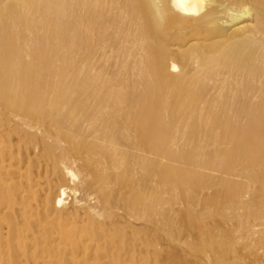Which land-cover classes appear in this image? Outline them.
Listing matches in <instances>:
<instances>
[{
    "label": "rangeland",
    "instance_id": "rangeland-1",
    "mask_svg": "<svg viewBox=\"0 0 264 264\" xmlns=\"http://www.w3.org/2000/svg\"><path fill=\"white\" fill-rule=\"evenodd\" d=\"M217 1L225 9L212 7L209 18L223 22L247 5L253 14L240 23L255 24L253 17H258L259 22L254 29L244 32L234 30L236 24L217 22L208 26L200 22L193 28L174 22L178 12L168 0H123L120 8L127 12L128 19L120 21L116 18L117 3L103 0L101 6H90L83 14L71 13L65 20L42 24L39 20L12 21L9 13L12 6L0 3L4 13L0 17V33L7 43L14 42L8 63L0 66L6 68L0 71L7 75L17 67L25 69L16 73L27 85L21 91L25 97L40 99L39 108L45 110L48 99L65 92L74 97L73 105L75 109L79 106L76 109L79 110L94 87L118 88L122 98L114 102L109 118L114 117L112 122L117 125L122 116L130 114L132 127H135L133 137L146 146L131 155L120 147V158H123L118 163L129 162L126 170L122 167L107 169L102 155L94 149H87L88 153L76 150L70 156L69 159L77 158V163L72 165L77 173L80 166L85 165L84 173H89L90 178H108V195L117 202L118 208L108 219L78 211L77 224L69 226L70 229L83 226L85 231L78 234L87 236L82 238L84 240L79 236L65 239L66 229L65 233L61 229L60 236L54 235L50 244L38 239L45 261L50 264H73L77 260L80 264H112L98 257L100 248L108 245L107 238L100 236L101 232L104 230L113 236L122 229L129 220L127 212L136 207V202L145 194L151 197L152 212L167 209L166 212H177L182 209L180 203L184 199L203 201L214 194V167L227 161L236 147L240 131L249 125L248 111L254 113L258 107H264V6L256 0ZM259 29L262 32H258ZM37 56L41 62L35 66ZM248 76L251 79H247ZM151 103L158 105L153 111L149 107ZM146 115L152 117L149 127L143 121ZM148 128L155 129L164 141L160 155L147 146L151 144ZM104 137L100 134L95 139L88 138L86 144L96 146L105 141ZM138 161H142L141 164ZM64 182L67 180L61 179L59 183ZM142 185H145L141 187L143 190L139 187ZM75 186L80 188L78 181ZM72 193L69 194L71 199H67L68 205L61 211L64 214L74 210L75 193ZM81 193L78 190L77 196ZM54 219L56 223L62 222L59 217Z\"/></svg>",
    "mask_w": 264,
    "mask_h": 264
},
{
    "label": "bare ground",
    "instance_id": "bare-ground-1",
    "mask_svg": "<svg viewBox=\"0 0 264 264\" xmlns=\"http://www.w3.org/2000/svg\"><path fill=\"white\" fill-rule=\"evenodd\" d=\"M168 1L178 12L174 22L193 28L200 22L202 26L217 22L236 24L234 30L244 32L259 22L258 17H253L255 24L240 23L253 14L247 5L240 13L220 22L208 17L212 7L224 8L217 0H209L206 4L204 0ZM256 1L264 6V0ZM0 3L12 6L9 12L12 21L39 20L47 24L65 20L71 13L83 14L90 6H101L103 0H0ZM114 4L119 7L117 20L128 19L127 12L120 8L123 0H114ZM3 14L0 10V17ZM260 30L258 32H262ZM13 43H7L4 34L0 33V66L8 63ZM35 62V66L40 64L41 58L37 56ZM3 68L6 67H0V70ZM17 70L22 72L25 69L17 67L7 75L0 71V264H50L38 247L40 239L50 244L55 239L54 235L60 236L61 229L64 233L66 229L65 239L79 236L84 240L82 238L87 236L78 234L85 231L83 226L73 229L69 226L77 224L75 217L78 211L108 219L118 208L117 202L109 198L108 178H90L89 173V176L84 173L85 165L80 166L77 173L72 166L77 163V158L69 159L70 156L76 150L88 153L87 149H94L102 155L107 169L118 170L130 165L126 161L118 163L123 158L119 153L121 146L126 154L144 150L146 146L134 139L135 127H132L130 114L120 116L121 122L117 125L112 122L113 116L109 118L114 102L122 98L120 91L117 92L120 89L89 87L92 95L85 97V105L79 110H76L79 106L75 109L73 105L74 97L63 92L48 99L46 109L40 110V99L25 97L21 93L27 85L24 79L16 76ZM155 105L157 103H151L150 110L153 111ZM248 112L249 125L240 131L236 147L229 153L227 161L214 167L212 196L203 201L184 199L180 203L182 209L177 212H166L169 209L152 212L151 197L149 193L145 194V188V196L136 202L135 209L127 212L128 223L113 236L104 230L101 232L100 236L107 238L108 245L100 248L98 257L108 259L112 264H264V107H258L254 113ZM143 121L148 127L152 125L149 115ZM148 131L151 144H146L151 152L160 155L164 141L155 129ZM100 134L106 136V142L102 140L96 146L86 144L88 138H97ZM61 179L67 182L59 183ZM77 181L80 188L75 186ZM139 187L144 188L145 185ZM78 190L82 191L79 197ZM72 192L75 193L74 210L64 214L61 211L68 205L67 199ZM57 216L64 223H56L54 218ZM89 237L94 239L96 236ZM31 240L33 244L29 242ZM80 262L77 260L73 264Z\"/></svg>",
    "mask_w": 264,
    "mask_h": 264
}]
</instances>
